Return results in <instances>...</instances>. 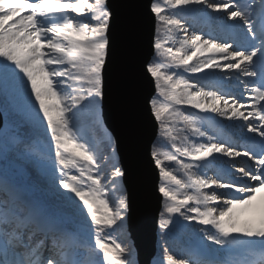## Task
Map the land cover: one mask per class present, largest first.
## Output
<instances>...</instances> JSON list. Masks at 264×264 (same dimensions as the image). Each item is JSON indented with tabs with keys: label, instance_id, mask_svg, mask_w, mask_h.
<instances>
[{
	"label": "snow or ice",
	"instance_id": "6c2138e0",
	"mask_svg": "<svg viewBox=\"0 0 264 264\" xmlns=\"http://www.w3.org/2000/svg\"><path fill=\"white\" fill-rule=\"evenodd\" d=\"M148 10L159 227L191 241L157 264H264V0ZM113 15L109 0H0V264H140L102 124Z\"/></svg>",
	"mask_w": 264,
	"mask_h": 264
},
{
	"label": "water",
	"instance_id": "95a60500",
	"mask_svg": "<svg viewBox=\"0 0 264 264\" xmlns=\"http://www.w3.org/2000/svg\"><path fill=\"white\" fill-rule=\"evenodd\" d=\"M151 0H109L113 10L110 35L114 62L106 73L103 122L117 140L119 163L126 175L123 187L130 204L128 232L140 264H151L157 250L159 213L163 198L158 192L159 175L150 156L158 136L148 99L154 83L144 71L154 49V15ZM4 122L0 110V123Z\"/></svg>",
	"mask_w": 264,
	"mask_h": 264
},
{
	"label": "trees",
	"instance_id": "16d2710c",
	"mask_svg": "<svg viewBox=\"0 0 264 264\" xmlns=\"http://www.w3.org/2000/svg\"><path fill=\"white\" fill-rule=\"evenodd\" d=\"M2 102H3V98L0 97V103H2ZM1 111L3 113L4 122L6 120L10 121L11 118H12L11 115H10V113L12 112L11 103H9V105L7 106V111H3V110H1ZM102 124L106 128L105 124L103 123V120H102ZM94 136H95V139L97 140V142L100 144L101 150H103V132L102 131L95 132ZM157 139H158V137H157ZM157 139H156V141H157ZM118 161H119V157H118ZM109 169H110V165H108L106 167V171L109 170ZM121 188H122V190H124L122 183H121ZM117 194H119V193H117ZM46 195L49 196V197H53L50 193H46ZM162 206H163V203H162ZM195 227H199V226H195ZM127 232H128V227H127ZM128 234H129V232H128ZM130 240H131V238H130ZM190 243H191V241L189 240V238L187 236L181 235L177 239L173 240L169 235L165 234V230H162L160 227H158V231H157V250H156V255H155V258H154L156 263H153V264H157V261L162 259L163 248L165 246L171 245L172 246V250L175 251L177 253V255H180V254H182L181 253V249H183V246H184V248H186V247H188L190 245Z\"/></svg>",
	"mask_w": 264,
	"mask_h": 264
},
{
	"label": "rangeland",
	"instance_id": "374dc122",
	"mask_svg": "<svg viewBox=\"0 0 264 264\" xmlns=\"http://www.w3.org/2000/svg\"><path fill=\"white\" fill-rule=\"evenodd\" d=\"M194 111H195V110H194ZM207 115H214V114H207ZM217 119L221 120L222 123H224V124H228V123H229L228 121L223 120V118H219V117H217ZM121 183H122V182H121ZM61 191H62V190H61ZM50 194L55 198L54 193H50ZM114 195H118V194L115 193ZM127 222H128V221H127ZM158 227H159V220H158ZM183 248H184V246H183ZM153 263H156V262H155V259L152 260L151 264H153Z\"/></svg>",
	"mask_w": 264,
	"mask_h": 264
}]
</instances>
